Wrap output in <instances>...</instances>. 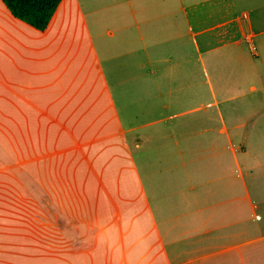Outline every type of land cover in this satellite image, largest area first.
Segmentation results:
<instances>
[{
  "label": "crops",
  "instance_id": "1",
  "mask_svg": "<svg viewBox=\"0 0 264 264\" xmlns=\"http://www.w3.org/2000/svg\"><path fill=\"white\" fill-rule=\"evenodd\" d=\"M178 2L115 29L62 2L41 33L0 1V192L17 159L23 187L45 184L67 101L70 125L101 128L86 190L99 174L120 197L116 216L98 202L92 263L0 199V264H264V0Z\"/></svg>",
  "mask_w": 264,
  "mask_h": 264
},
{
  "label": "rangeland",
  "instance_id": "2",
  "mask_svg": "<svg viewBox=\"0 0 264 264\" xmlns=\"http://www.w3.org/2000/svg\"><path fill=\"white\" fill-rule=\"evenodd\" d=\"M167 5L178 8V0H64L62 8L77 6L83 15L87 14L88 24L100 27L108 25L115 29L118 25L119 10L126 13L132 9L158 10ZM119 19V18H118ZM74 108L68 102L62 103L61 126L45 127V148L40 170L44 172L45 184L38 188L32 184L22 186L20 159L14 160L15 179L11 193L0 192V199L12 202L14 215H24L34 229H44L46 245L52 246V233L55 246L60 245L63 254L72 252L78 258L86 255L88 262L90 250L94 249L96 236L100 232L98 225V202L106 193L111 202L113 215H117V202L120 198L116 190L105 192L100 189L99 174L94 188L86 190L84 182L90 170L93 158L90 157L91 143L100 138V127L91 128L75 123ZM69 122V125H68ZM19 172H18V171ZM249 183L259 182L253 176L246 178ZM29 201L26 203V201ZM113 216V217H114ZM39 220V222L37 221ZM58 234H60L58 242ZM49 242V243H47ZM88 252V254H86ZM105 264H112V251L105 256ZM125 260L121 255L120 262Z\"/></svg>",
  "mask_w": 264,
  "mask_h": 264
},
{
  "label": "trees",
  "instance_id": "3",
  "mask_svg": "<svg viewBox=\"0 0 264 264\" xmlns=\"http://www.w3.org/2000/svg\"><path fill=\"white\" fill-rule=\"evenodd\" d=\"M15 20L45 32L63 0H0Z\"/></svg>",
  "mask_w": 264,
  "mask_h": 264
}]
</instances>
